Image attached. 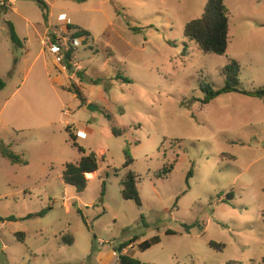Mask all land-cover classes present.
Instances as JSON below:
<instances>
[{"label":"rangeland","instance_id":"1","mask_svg":"<svg viewBox=\"0 0 264 264\" xmlns=\"http://www.w3.org/2000/svg\"><path fill=\"white\" fill-rule=\"evenodd\" d=\"M5 1L0 112L7 99L5 114L18 101L28 103L39 128L21 132L11 148L32 157L38 171L45 153L53 164L30 180L33 188L15 204L0 199V215L16 218L0 228V264H115L117 245L134 238L130 255L145 263L264 264V99L230 92L204 103L201 88L223 87L222 70L231 59L241 65L242 89L264 87V0H225L230 39L224 55L204 53L184 34L207 0H54L56 13L71 10L93 35L76 54L84 69L67 70L74 75L68 88H53L62 65L48 48L29 66H14V57L6 65L9 48L16 57L24 50L11 39ZM18 5L34 22L43 21L38 0ZM40 50L39 44L34 54ZM70 89H80L85 102ZM0 126H7L5 120ZM69 127L78 145L98 157L97 176L84 192L62 179L63 163L83 156ZM85 127L93 132L79 134ZM114 127L121 135H114ZM0 131L3 139L6 132ZM125 150L134 159L142 206L121 193ZM4 162L0 152V184L8 172ZM17 232H25L24 241ZM67 233L73 245L63 241ZM154 236L161 242L142 251L139 244Z\"/></svg>","mask_w":264,"mask_h":264},{"label":"trees","instance_id":"2","mask_svg":"<svg viewBox=\"0 0 264 264\" xmlns=\"http://www.w3.org/2000/svg\"><path fill=\"white\" fill-rule=\"evenodd\" d=\"M38 2L42 8L44 19L47 20L49 7L44 0H38ZM229 21V12L225 0H207L202 15L196 19H192L186 24L184 34L190 41L196 42L204 53L224 55L227 53L229 47ZM8 22L12 41L17 45H22L23 42L20 36L18 35L14 24L10 21ZM69 27L72 29H76L75 35L77 37L83 38L84 44H88L89 41L92 39L91 32L89 30L75 25ZM134 30H138V28H135ZM71 55L72 53L70 52L69 57ZM222 72L225 76V85L223 87L215 89L209 83H202L201 88L206 93V97L203 100L204 103H208L210 100L218 97L223 93L230 92H238L244 95L264 99V87L255 90H246L241 88V65L239 61L231 59L224 66ZM122 78L124 81L130 82L129 78ZM99 81L100 79L95 80L96 83H98ZM4 84V81L0 79V89L4 86ZM71 91H73L78 96V98L81 99L82 103L85 102V98L80 89H73ZM108 117L111 118V115L108 114ZM68 131L70 132V137L73 140L74 146L79 148V150L83 153V156L78 162L66 163L65 170L62 174V179L66 184L74 186L79 192H84L92 179L87 177L88 174L97 173L99 170L98 157L95 152L87 154L85 149L79 146L76 142L77 137L72 132L70 127L68 128ZM113 133L114 135L119 136L121 135V130L114 127ZM0 152L5 158H7L12 163H28V161L21 154L16 153L11 148V145L5 143L2 138H0ZM125 155L126 160L122 166V170H124L125 172L120 180L121 193L124 199L134 200L138 206H142V199L138 189L139 176L131 168L134 163V159L131 156L129 150H125ZM170 167H173V163H171ZM171 168H166L163 173L168 174L171 171ZM192 176L193 168L188 172L187 181H189V178ZM106 187L107 181L104 180L102 183V190L100 194L101 201H103L104 199ZM233 193L234 191L230 192L229 196H233ZM43 213L44 211L40 212L41 215ZM32 216L33 214H29L27 218ZM15 219L16 218L13 215L8 217L0 216V223L5 221H13ZM169 234L171 233L169 232ZM17 235H19L21 239H24L25 232H18ZM62 239L65 243L69 245H73L75 240L74 236L70 233L63 235ZM135 240L136 238L126 241L117 248V251L119 252L120 264H151L145 263L136 257L122 254L123 249ZM160 242L161 238L159 236H154L148 240L141 242L139 244V247L142 251H145L150 249L154 245L159 244ZM211 246L215 248H222L223 244L211 241ZM227 264H237V262L229 261Z\"/></svg>","mask_w":264,"mask_h":264},{"label":"crops","instance_id":"3","mask_svg":"<svg viewBox=\"0 0 264 264\" xmlns=\"http://www.w3.org/2000/svg\"><path fill=\"white\" fill-rule=\"evenodd\" d=\"M19 0H7L8 6H6V10L11 11V13H7L6 16H8L10 22H12L15 26V29L20 36L22 40V45L23 46V56L21 57H16L15 54L12 52L11 48H9V52L6 53L4 62L6 63L7 66H11V62L13 60V57L15 58L13 60V64L16 67H24V66H29L30 62L32 61L33 63L36 62L39 57L42 55V53L45 52L44 50V45L42 43L43 37L53 28H57L63 25V21L60 19L61 15H65L69 21H70V26L75 25L85 28L81 23L78 22L76 17L70 15L69 9H63L59 12L56 13V8H55V3L54 0H44L48 7H49V12H48V19L45 20L43 16V11H42V20L41 22H34L29 16L28 13L24 10L21 9V7L18 5ZM103 2V0H100V4ZM207 2V1H206ZM5 10V11H6ZM100 8L95 7L94 11H99ZM108 18V22L110 24H113V22ZM264 24V23H263ZM89 30V29H87ZM90 31V30H89ZM91 32V31H90ZM91 36L92 32H91ZM229 39H230V28H229ZM41 45V50L39 54L35 55L34 50L38 45ZM86 45V44H85ZM10 68V67H9ZM12 76V75H11ZM69 80L74 81V75L68 74L67 69H64L60 67L59 70L56 71L53 79H52V85L53 88H57L56 85L68 88L69 87ZM77 81V80H75ZM5 83V82H4ZM1 92V91H0ZM32 94V93H31ZM258 98V97H257ZM263 99V98H260ZM10 99H7L0 112V122H3L5 120V123L7 126H0V130H4L6 132V135H3V139L5 143L13 146L14 143H17V139L20 137L19 134L23 131L28 130L30 133L36 131L39 126H35V121H36V113L32 108L24 105V101H18L17 104H14V106L11 108V110L8 113H4V108L5 106L8 105ZM17 124V122L21 123H26L28 126H15L13 123ZM82 131H86L89 134L93 132V130L90 127H85L82 129ZM1 132V131H0ZM8 133V135H7ZM8 136V139L7 137ZM2 137V136H0ZM23 151V150H22ZM26 152V151H25ZM46 156L42 157L39 159L38 164H41V167L39 168L40 171L46 172L49 170L50 166L53 164L52 157L48 154L45 153ZM3 156V155H2ZM4 157V156H3ZM5 158V157H4ZM7 159V158H5ZM26 159V158H25ZM8 160V159H7ZM28 161L27 164H22V163H12L11 161L9 162H4L5 165L7 166L8 172L5 174V178L1 181L0 184V199L2 201H7L10 203H16L17 200L23 193H25L27 190L32 189L33 187L30 185V180L34 179L38 176V170L34 168V159L32 157L26 159ZM68 162V161H67ZM63 163L64 166H66V163ZM78 162V161H77ZM9 163V164H7ZM65 168L62 171V174L64 172ZM94 176L92 177L91 181L96 178L97 173H93ZM90 181V182H91ZM23 182H26L27 184H23ZM4 199V200H3ZM1 216V215H0ZM12 216V215H9ZM14 216V215H13ZM3 217H8V216H3ZM15 221V220H13ZM13 221H5L0 223V228L6 223V222H13ZM18 233V232H17ZM20 237V236H19ZM25 238V237H24ZM63 238V237H62ZM21 239V238H20ZM24 241V239H22ZM126 242V241H124ZM120 242L117 247H119L122 243ZM75 243V240H74ZM73 243V244H74ZM135 242L130 243L127 247L123 249L122 254H126L129 256L133 257H138V255L132 254L130 255V250L131 248H134ZM4 248H8L7 245L4 246ZM14 251H12L13 253ZM114 254L117 256V261L115 264H120L119 262V253L114 252ZM12 255V254H11ZM35 257L37 259H41L40 254L34 253ZM45 255V253H43ZM22 264H25L24 262ZM37 264H50L49 261H44V262H38Z\"/></svg>","mask_w":264,"mask_h":264},{"label":"built area","instance_id":"4","mask_svg":"<svg viewBox=\"0 0 264 264\" xmlns=\"http://www.w3.org/2000/svg\"><path fill=\"white\" fill-rule=\"evenodd\" d=\"M8 6V2H2ZM63 25L51 29L42 39L45 48H48L54 55L58 64L64 69H75L77 71L84 69L82 63L77 59V52L81 46H84L83 38L75 35L76 29L70 28L69 19L63 14L60 16ZM72 55L69 57V53ZM70 114L69 111H66ZM87 128V127H86ZM79 134L85 136L86 131H79Z\"/></svg>","mask_w":264,"mask_h":264},{"label":"water","instance_id":"5","mask_svg":"<svg viewBox=\"0 0 264 264\" xmlns=\"http://www.w3.org/2000/svg\"><path fill=\"white\" fill-rule=\"evenodd\" d=\"M88 109H90V110H92V111L99 110L98 107H95V106H92V105H89V106H88Z\"/></svg>","mask_w":264,"mask_h":264},{"label":"bare ground","instance_id":"6","mask_svg":"<svg viewBox=\"0 0 264 264\" xmlns=\"http://www.w3.org/2000/svg\"><path fill=\"white\" fill-rule=\"evenodd\" d=\"M89 176H93V174H88Z\"/></svg>","mask_w":264,"mask_h":264}]
</instances>
